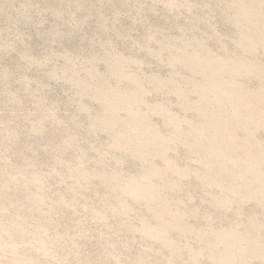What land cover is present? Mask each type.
Returning <instances> with one entry per match:
<instances>
[{
  "label": "rangeland",
  "instance_id": "obj_1",
  "mask_svg": "<svg viewBox=\"0 0 264 264\" xmlns=\"http://www.w3.org/2000/svg\"><path fill=\"white\" fill-rule=\"evenodd\" d=\"M0 264H264V0H0Z\"/></svg>",
  "mask_w": 264,
  "mask_h": 264
}]
</instances>
